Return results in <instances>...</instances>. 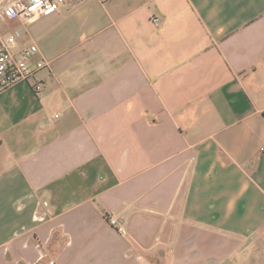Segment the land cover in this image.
Returning a JSON list of instances; mask_svg holds the SVG:
<instances>
[{
  "label": "crops",
  "instance_id": "obj_1",
  "mask_svg": "<svg viewBox=\"0 0 264 264\" xmlns=\"http://www.w3.org/2000/svg\"><path fill=\"white\" fill-rule=\"evenodd\" d=\"M7 23L49 65L0 92V264H264V0Z\"/></svg>",
  "mask_w": 264,
  "mask_h": 264
},
{
  "label": "built area",
  "instance_id": "obj_2",
  "mask_svg": "<svg viewBox=\"0 0 264 264\" xmlns=\"http://www.w3.org/2000/svg\"><path fill=\"white\" fill-rule=\"evenodd\" d=\"M66 3L67 0H0V21L17 19L22 23H30L46 13L59 10ZM151 20L156 25L159 22L158 17ZM12 30H0V92L18 82L29 81L38 70L49 65L48 60L35 58L38 53L35 43L20 44ZM41 90V83L34 85L36 94ZM108 223L116 226L118 231H123L116 218L109 217Z\"/></svg>",
  "mask_w": 264,
  "mask_h": 264
},
{
  "label": "rangeland",
  "instance_id": "obj_3",
  "mask_svg": "<svg viewBox=\"0 0 264 264\" xmlns=\"http://www.w3.org/2000/svg\"><path fill=\"white\" fill-rule=\"evenodd\" d=\"M10 25L11 24H9L7 22H3V21L1 22L0 21V30L3 31V32H7V31L13 29L12 30V34L15 35L17 37V39H19L20 38V36H19V30L18 29H15L14 30V28H12Z\"/></svg>",
  "mask_w": 264,
  "mask_h": 264
}]
</instances>
